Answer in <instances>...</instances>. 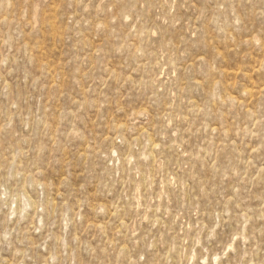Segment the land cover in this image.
Here are the masks:
<instances>
[{
    "label": "rangeland",
    "instance_id": "obj_1",
    "mask_svg": "<svg viewBox=\"0 0 264 264\" xmlns=\"http://www.w3.org/2000/svg\"><path fill=\"white\" fill-rule=\"evenodd\" d=\"M0 264H264V0H0Z\"/></svg>",
    "mask_w": 264,
    "mask_h": 264
}]
</instances>
